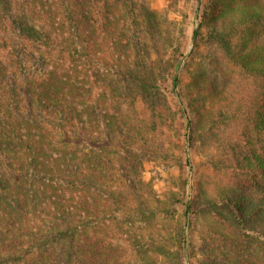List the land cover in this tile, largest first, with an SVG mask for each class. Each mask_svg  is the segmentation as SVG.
Segmentation results:
<instances>
[{"label": "trees", "instance_id": "1", "mask_svg": "<svg viewBox=\"0 0 264 264\" xmlns=\"http://www.w3.org/2000/svg\"><path fill=\"white\" fill-rule=\"evenodd\" d=\"M177 3L167 0L160 12L148 0H0V264H264L263 98L241 120L233 165L210 159L226 187L186 182L191 195L175 200L183 204L175 223L162 221L167 209L130 207L121 187L141 162L130 143L143 138L141 117L121 112L125 92L148 109L151 138L167 111L158 89L169 70L181 103L167 112L182 118L192 148L202 110L210 114L205 96L214 93L212 69L191 67L203 46L215 44L257 77L264 97V56L254 59L259 49L250 43L264 33L258 0H205L188 60L173 53L156 73L139 58L141 32L157 44Z\"/></svg>", "mask_w": 264, "mask_h": 264}, {"label": "rangeland", "instance_id": "2", "mask_svg": "<svg viewBox=\"0 0 264 264\" xmlns=\"http://www.w3.org/2000/svg\"><path fill=\"white\" fill-rule=\"evenodd\" d=\"M204 1L178 0L174 7L165 12L169 24L166 23L162 29L157 44L145 35L144 31L141 32L139 38L142 39V48L138 49L139 58L147 56L149 61H153L152 67L156 73L164 70V62L173 53L178 56V59H189L188 52L192 47V31L199 24ZM232 1L230 0V2ZM148 2L150 6L160 12H164L167 6V0H148ZM258 7L264 9V0H258ZM253 42L256 43V47L259 49L258 55L253 54V58L258 59L261 55L264 56V33L257 40L250 41V43ZM250 43L247 42V46ZM199 52L192 58L193 64L191 67L201 70L207 68L208 71L212 69L215 79L214 93L205 96L206 106L210 114L203 113L202 110V118L195 134V146L193 148L184 142L183 133L187 129L180 125L183 123L182 118L178 119L175 116L176 114L170 115L167 112L168 108L171 111L172 108H176V105L181 103L179 97L176 96V87L171 90L173 82L169 77L171 74L169 70L166 71L167 76L165 78L161 77L159 81L160 88L158 89L163 101L160 109L166 108L167 111L164 112V121L161 126L157 124L159 127L156 128L153 137L150 138L149 133L146 131L150 128L148 125V115L150 113L148 109L142 107L137 92L134 90L125 92L121 101V112L123 114H132L135 118L141 117L139 126L141 130L136 135L143 133L141 140H132L129 146L130 151L135 156H139L141 162L139 163L136 160L135 169L132 168L127 173L121 187L129 196L128 205L130 207H138L141 203L151 208L159 207L169 210L170 217L162 218V221L168 225L175 223L182 215L183 204L177 203L175 200L185 202L191 195L190 189L185 188L186 182L195 184L198 179H201V182L209 190H219L226 187L227 178L221 174L222 172L217 171L215 166L218 167V164L233 165L232 162H235V157H238L239 153V150H234L233 146L240 141L241 120L247 112L252 110L253 106L261 102V98L264 99V97H261L257 85L256 79L258 78L242 73L237 67L229 63L215 44H207L203 46V51ZM209 60H212V62L210 63ZM26 65V72H30L34 68L29 63H26ZM188 72L184 69L182 73L184 82L189 80ZM17 88H20L19 84ZM212 109L215 110L213 113ZM217 114L221 117L216 118V124L211 126L210 117L214 115L217 117ZM143 118L146 120L142 121ZM214 118L215 116L213 120ZM67 135L74 140L73 134L68 132ZM98 136L99 142L94 140L96 145L104 141L105 135L101 131ZM86 141L84 149L89 150L91 142L87 139ZM188 158L194 166L191 178L189 177V166L186 162ZM210 159L214 160L213 165L215 166H210ZM225 159L227 161H224ZM134 160L135 157L130 159V161ZM127 165L131 166L129 162H127ZM137 172L140 174H137ZM196 173L200 178H196ZM132 185L134 188H132ZM105 225L103 224L104 227ZM156 229L154 227V232ZM103 230H107V228H103ZM193 233H189L188 239L192 238L196 241L198 234L197 232ZM125 257H130L129 251H124L121 258L124 259ZM187 264H194V260L189 261Z\"/></svg>", "mask_w": 264, "mask_h": 264}]
</instances>
